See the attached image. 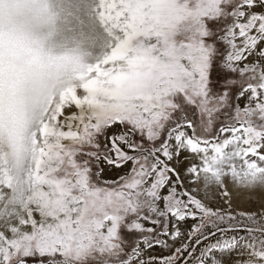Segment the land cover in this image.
<instances>
[{
  "label": "snow or ice",
  "instance_id": "obj_1",
  "mask_svg": "<svg viewBox=\"0 0 264 264\" xmlns=\"http://www.w3.org/2000/svg\"><path fill=\"white\" fill-rule=\"evenodd\" d=\"M0 264H264V0H0Z\"/></svg>",
  "mask_w": 264,
  "mask_h": 264
}]
</instances>
